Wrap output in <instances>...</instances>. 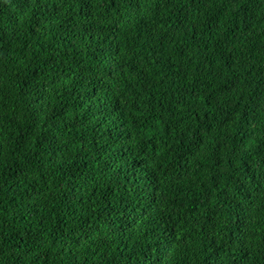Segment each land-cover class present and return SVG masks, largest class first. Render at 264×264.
Masks as SVG:
<instances>
[{"label": "trees", "instance_id": "trees-1", "mask_svg": "<svg viewBox=\"0 0 264 264\" xmlns=\"http://www.w3.org/2000/svg\"><path fill=\"white\" fill-rule=\"evenodd\" d=\"M0 264H264V0H0Z\"/></svg>", "mask_w": 264, "mask_h": 264}]
</instances>
